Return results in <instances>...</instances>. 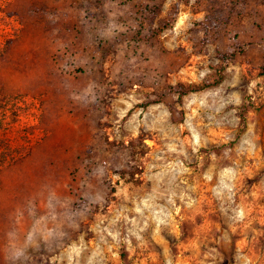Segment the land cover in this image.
Listing matches in <instances>:
<instances>
[{"label":"rangeland","instance_id":"1","mask_svg":"<svg viewBox=\"0 0 264 264\" xmlns=\"http://www.w3.org/2000/svg\"><path fill=\"white\" fill-rule=\"evenodd\" d=\"M0 91V264H264V0H0Z\"/></svg>","mask_w":264,"mask_h":264},{"label":"trees","instance_id":"2","mask_svg":"<svg viewBox=\"0 0 264 264\" xmlns=\"http://www.w3.org/2000/svg\"><path fill=\"white\" fill-rule=\"evenodd\" d=\"M218 82L216 84H218ZM200 90H202L201 87H198L196 91H200ZM196 91H190V92H196ZM9 98H10L9 96L3 94V92L0 91V129L3 132L0 134V174L5 168H7L13 162V160L14 162L16 161V158H14V156L10 155L9 153L10 152L9 140L6 136V129L4 128L3 125L5 124L6 119L8 118L7 107L9 103Z\"/></svg>","mask_w":264,"mask_h":264}]
</instances>
